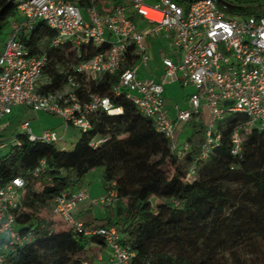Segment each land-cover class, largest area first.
<instances>
[{
    "label": "built area",
    "instance_id": "built-area-1",
    "mask_svg": "<svg viewBox=\"0 0 264 264\" xmlns=\"http://www.w3.org/2000/svg\"><path fill=\"white\" fill-rule=\"evenodd\" d=\"M113 1L117 4L112 12L102 15L94 0H12L17 14L0 45V123L16 109L23 108L58 116L67 127L86 133L92 129L91 115L100 112L119 115L122 108L98 94L82 102L77 94L78 77L99 82L106 76H118L112 88L114 97L131 102L150 119L156 131L170 141L171 151L179 159L192 147L187 137L180 139L182 125L198 122L201 113L207 112L205 140L187 181L196 179L198 164L220 145L219 127L227 118L246 119L232 133L234 156L242 154L244 135L253 131L264 133V12L258 16L240 14L236 12L238 4L227 0H184L182 4L174 0ZM138 18L149 25L147 33L140 30ZM39 23L55 32L51 47L71 45L80 58L88 53L89 47L98 50L80 61L74 74L68 75L66 86L55 93L42 92L49 83L45 77L47 55L32 54L24 42ZM160 36L171 40L180 58L176 63L163 60V81L141 79L138 65L149 59L146 40ZM130 51L138 61L126 68ZM173 82L184 90L193 89L187 109L179 104L174 107L175 117L170 116L164 96L166 83ZM21 130L30 143L57 146L62 141L52 130L34 135L29 121L22 123ZM103 142L94 140L92 146L98 147ZM21 144L19 136L14 139L13 145ZM6 148L7 145L0 144V149ZM45 169L43 160L33 173L38 176ZM110 185L111 189L98 198L90 197L83 188L65 192L48 202L49 211L74 233L103 239L109 256L106 261L98 257L96 264H129L135 253L116 226L87 228L74 214L77 206L87 201L92 208L114 207L119 197L114 190L115 182ZM25 188L21 177L0 181V264H4L10 250L24 246L32 238L31 233L22 236L16 223Z\"/></svg>",
    "mask_w": 264,
    "mask_h": 264
},
{
    "label": "trees",
    "instance_id": "trees-1",
    "mask_svg": "<svg viewBox=\"0 0 264 264\" xmlns=\"http://www.w3.org/2000/svg\"><path fill=\"white\" fill-rule=\"evenodd\" d=\"M229 3H237L240 14L258 16L264 12L255 0ZM16 14L12 0H0V36H5ZM54 36L45 23H39L24 39L32 54L47 55L45 93L61 91L79 62L98 51L89 47L80 58L71 45L51 47ZM131 52L126 68L138 61ZM57 65L67 73H59ZM78 81L82 102L98 94L110 98L122 113L91 115L92 129L80 133L73 150L30 143L20 135L21 146L12 145L0 159V181L25 180L16 223L22 236L32 234L28 243L6 254L4 264L97 263L98 248H106L103 239L74 233L50 214L48 204L65 192L82 189L88 173L97 168H103L106 192L115 182L119 200L106 208L101 223L86 227L116 226L135 253L129 264H264V133L244 135L242 154L234 156L232 133L246 119L227 118L219 127L220 145L198 164L196 179L187 181L205 140V129L198 122L191 123V151L179 159L150 119L131 102L114 97L112 88L118 76H106L99 82L79 76ZM99 139L104 142L93 147L92 142ZM43 160L46 169L35 176L33 172ZM40 207L48 210V215L43 216Z\"/></svg>",
    "mask_w": 264,
    "mask_h": 264
},
{
    "label": "crops",
    "instance_id": "crops-1",
    "mask_svg": "<svg viewBox=\"0 0 264 264\" xmlns=\"http://www.w3.org/2000/svg\"><path fill=\"white\" fill-rule=\"evenodd\" d=\"M98 12L102 15H107L112 12V8L109 6H103L102 4L98 8ZM136 23L139 26L140 30L143 33H147L149 31V25L143 21L142 19H136ZM146 44L148 46V55L149 59L145 63H139L138 65V76L141 79H150L157 82L163 81L164 78V66H163V60L165 58L171 59L174 63H176L180 56L173 50L171 46V40L166 36H160L158 38H148L146 40ZM1 45V43H0ZM46 79L48 77L45 75ZM193 92V89H187L184 90L180 86L179 83H166L165 85V101L167 109L169 110V114L171 117L176 116V110L175 106L177 104L180 105L182 109L188 108V96L190 93ZM27 109L18 108L15 110L14 114L17 113H24L27 112ZM31 111V110H30ZM35 113V112H34ZM14 114L7 118L6 120L11 119ZM36 119L35 120H24V122L29 121L30 122V128L34 135H41L45 131H58L57 132L61 137L62 141L57 145L59 148L64 150H73L77 142L80 140L81 134L79 130L73 127H67L65 122L62 118L58 116L49 115L46 113H36ZM55 117L54 119H51L50 117ZM52 117V118H53ZM23 122V123H24ZM22 125V124H21ZM189 126V125H188ZM75 129L76 131L73 132L74 139L71 141L72 149H70L69 144L67 143V139L69 137V132L71 130ZM20 131V135L23 134V131L21 130V126L18 128ZM22 133V134H21ZM192 136V129L184 127L182 130H180V139H183L184 137H191ZM68 144V145H67ZM102 171V173H100ZM89 175H96L99 174L98 180L95 182H87L86 178L84 180L83 189L88 191L90 197L92 198H98L105 194V182L103 177V168H97L88 173ZM87 177V176H86ZM102 184V186H101ZM75 217L79 221L91 225L92 227H95L99 223H101V220L105 219L107 216V210L106 209H99V208H92L90 203L83 202L80 203L77 208L75 209ZM100 250L99 257H102L104 261L108 259L109 251L106 248H98Z\"/></svg>",
    "mask_w": 264,
    "mask_h": 264
},
{
    "label": "rangeland",
    "instance_id": "rangeland-1",
    "mask_svg": "<svg viewBox=\"0 0 264 264\" xmlns=\"http://www.w3.org/2000/svg\"><path fill=\"white\" fill-rule=\"evenodd\" d=\"M174 1L178 2L179 4H182L178 0H174ZM227 1L235 2V0H227ZM255 1L259 4H261L262 7L264 8V0H255ZM94 3H95L97 8H99L101 4L105 7L109 6L111 8H113L117 4V2H115L113 0H108V1L94 0ZM6 32H7V30H6ZM3 38H4V35H1L0 36V43H2ZM70 51L72 52L73 49H71ZM56 69L61 74H66L68 71L65 67H63L61 65H57ZM46 81L48 82V80H46ZM36 115H38V114H36L30 110H28L27 112H24V113H22V112L17 113L16 112L11 119L5 120L4 122L0 123V144L7 145L6 149H0V159L3 158L4 156H6L10 152L14 139H16L20 134V131L18 130V128L21 126V124L24 122V120H32V119L35 120ZM228 116H230V115H228ZM52 117H50V118L51 119L55 118V117H53V118ZM208 120H209V117H208L207 112L201 113L200 120L198 121V126L203 128V129H206L208 126ZM182 127H185V125H182ZM189 127H190V129L194 128V126L192 124L187 126V128H189ZM74 131H76V130L73 129L69 132V137L67 139V143L69 144L70 149H72V147H73V146H71L72 145L71 141L74 139V135H73ZM56 132H59V130ZM167 171L170 172L171 170L167 169ZM100 173H102V171ZM98 177H99V174L92 175V176L88 174L86 177V180L89 183L91 181L95 182L98 180ZM101 186H102V184H101ZM48 212L49 211L46 210L44 207L41 208V213L43 216L48 215Z\"/></svg>",
    "mask_w": 264,
    "mask_h": 264
},
{
    "label": "bare ground",
    "instance_id": "bare-ground-1",
    "mask_svg": "<svg viewBox=\"0 0 264 264\" xmlns=\"http://www.w3.org/2000/svg\"><path fill=\"white\" fill-rule=\"evenodd\" d=\"M112 115H116V113H112Z\"/></svg>",
    "mask_w": 264,
    "mask_h": 264
}]
</instances>
